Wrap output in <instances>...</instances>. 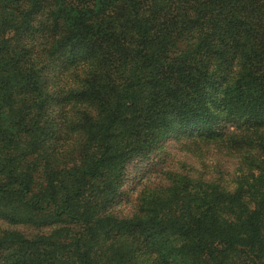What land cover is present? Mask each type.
<instances>
[{"label":"trees","instance_id":"1","mask_svg":"<svg viewBox=\"0 0 264 264\" xmlns=\"http://www.w3.org/2000/svg\"><path fill=\"white\" fill-rule=\"evenodd\" d=\"M174 133L235 170L169 172L119 216L127 163ZM0 222V264H149L152 241L177 264H264V0H0Z\"/></svg>","mask_w":264,"mask_h":264},{"label":"rangeland","instance_id":"2","mask_svg":"<svg viewBox=\"0 0 264 264\" xmlns=\"http://www.w3.org/2000/svg\"><path fill=\"white\" fill-rule=\"evenodd\" d=\"M57 69L53 67L47 68L44 73L46 80L50 81L48 86L50 94H58V92L71 83L67 77L60 74L59 81H56L53 76L56 75ZM58 96V95H57ZM60 98V97H58ZM56 100V99H55ZM50 101L55 103L56 101ZM60 106V105H59ZM73 113L69 115L72 117ZM57 120H61L57 113L51 117L50 124L53 127V135L57 127ZM64 121L63 128L69 129V123ZM63 134V133H62ZM177 137V133L161 139L156 148L149 154L133 158L129 161L123 171L122 181L119 187L118 203L116 205V213L119 216H130L133 214L141 203L143 192L146 190H154L158 187H163L168 184L167 174L183 173L190 174L194 177H201L205 179H213L226 177L235 170L234 156H223L216 149L208 145L200 146L192 143L190 138L181 134ZM75 133L73 131H66L63 136H58L54 139V146L57 152L61 153L59 157L67 154V150L74 147ZM72 154L73 152H68ZM58 159V158H57ZM64 161V159H63ZM9 228L6 223L0 222V230ZM20 228L22 231L34 234L37 230ZM147 252V260L149 264H177L169 258H164L156 246V242L144 244ZM168 262V263H167Z\"/></svg>","mask_w":264,"mask_h":264}]
</instances>
